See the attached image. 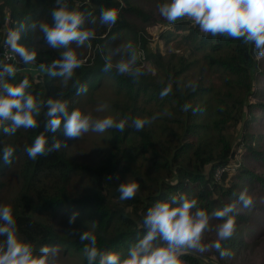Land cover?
Listing matches in <instances>:
<instances>
[{
	"label": "trees",
	"instance_id": "16d2710c",
	"mask_svg": "<svg viewBox=\"0 0 264 264\" xmlns=\"http://www.w3.org/2000/svg\"><path fill=\"white\" fill-rule=\"evenodd\" d=\"M170 2L161 0L159 4L162 6ZM61 5L78 11L83 17L82 30L93 34L83 44L74 41L68 46L79 51L80 47L91 41L94 47L92 58L87 57L80 62L81 66L74 69L68 79L50 74V71H60L59 67L53 68L52 65L62 60V54L67 49L49 46L40 29L41 24H52V12ZM107 9H113L118 14L114 24L102 23L100 19L101 11ZM127 16L145 22L153 14L135 5L132 0H59V3L57 0H0V44L7 38L3 28L7 25L11 33L19 34L17 45L34 54V60L43 67L38 75L14 72L12 76L5 74L0 80V93H3L4 83L19 84L27 79L29 87L26 93L32 95L40 105L36 128H19L14 133H6L4 129H11L12 122L0 121V203L2 190L8 184V177L5 176L10 170L13 174L18 173L19 188L10 206L17 237L30 245L33 255L39 256L40 249L45 246L55 249L56 254L71 248L83 252L84 262L88 264L85 247H90V242L82 241L79 236L59 234L51 221V218L60 215L67 217L76 206L98 219L97 229L90 234L96 236L98 251L101 254L117 252L121 260L128 257L130 248L146 234L143 219L147 209L155 202L169 199L175 194L183 193L196 198L198 206L207 209L210 214L225 204H235L237 225H243L249 219V213L244 210L264 213V201L254 195L246 194L252 200L249 207H244L239 201V195L245 188L243 186L254 188L264 196V173L257 169V166H264V139L254 142L256 134L264 130V97H256L253 100L257 101L252 102L248 99L253 93L254 96L264 95V83H259L256 90L252 89L254 73L257 72V51L254 46L243 39L206 34L199 25L189 23L185 18L180 19L170 24L174 30L187 28L184 39L194 47L189 51L190 59L198 57L190 60L171 54L163 58L162 54L153 53L157 74L146 77L138 73L131 79L112 68L104 71L110 59L109 47L117 42L129 25L136 26ZM75 54L78 59L84 57L81 53ZM192 68L198 69V72L191 71ZM193 72L199 76L194 82L180 80L181 74L189 76ZM211 72L218 73L220 84L217 86L215 82L205 81ZM106 85L117 87L119 91L127 90L133 100H138L142 94L143 103L148 100L150 105L146 115H142V120L147 123L140 131L135 129L133 121L138 119L136 110H141V107L137 105L125 111L130 124H126L121 132L122 148L113 164L114 169L122 164L129 166L133 179L141 186L131 200L122 201L119 198L118 186L124 182L123 177L119 180L115 174L110 176L101 167L76 163L61 148L38 156L36 160L30 159L25 151L41 133L47 137L48 147L65 136L63 121L55 133L45 132L49 119L48 99L65 102L70 114L81 98L91 96L93 91ZM165 88L170 91L162 95ZM119 106L121 108L123 103L119 102ZM231 128L236 129L241 138L236 143L227 137L226 130ZM8 146L13 147L14 151L10 162L5 163L3 150ZM237 146L243 149L242 161L235 170L221 173L222 182L213 180L215 170L233 160ZM141 169L150 182L142 176ZM79 172L92 177L96 190L73 198L66 193L65 182ZM113 179L115 181H111ZM109 182L113 185L112 189L106 187ZM152 182L154 187L149 189ZM105 190L110 191L106 193ZM213 192H218L221 199L214 198ZM219 223L216 219H210L209 230L202 240L207 250L202 253L218 264H264L263 261L248 262L264 258V248H256L258 240L253 238L255 235L241 236L235 231L231 238L221 242L222 250L229 253L221 257L211 247L217 239L216 226ZM5 239L0 237V243ZM155 243L161 241L157 239ZM243 252L249 258H243ZM181 259L188 264H212L189 252ZM49 260L53 264H61L52 255ZM95 264H99V256Z\"/></svg>",
	"mask_w": 264,
	"mask_h": 264
},
{
	"label": "clouds",
	"instance_id": "9594fccd",
	"mask_svg": "<svg viewBox=\"0 0 264 264\" xmlns=\"http://www.w3.org/2000/svg\"><path fill=\"white\" fill-rule=\"evenodd\" d=\"M59 3V0H57ZM160 13L169 23L180 19H190L199 25L202 32L212 36L224 35L232 39H243L245 43L254 45L255 50L264 55V0H171L160 8ZM118 14L113 9L102 10L100 19L102 23L114 24ZM52 24H41L40 29L52 48L68 49L63 52L62 60L54 62L52 67H59L60 71H50L53 76H63L68 79L73 70L80 67V61L75 52L68 48L72 42L83 44L93 34L82 30V15L67 5H61L52 12ZM12 51L19 54L25 63L35 59L34 54L24 47L18 46L19 34H10ZM135 63L133 55L130 63L118 64L117 71L124 74L130 71V64ZM111 63H106L104 71H110ZM15 69L11 65H3L0 79L5 74L12 76ZM29 82L24 79L19 84L4 83L3 93H0V121L10 120L11 129L5 128L6 133H14L19 128L33 129L37 127L36 117L40 112V105L36 99L26 93ZM170 89L165 88L162 95H167ZM47 120L45 132L55 133L61 128L68 139H78L89 130L104 133L115 128L123 132L127 121H115L106 116L93 121L91 116L85 115L81 110L74 109L69 114L65 102L59 99L47 100ZM186 110V108H185ZM146 120L137 119L133 125L140 131ZM61 143L56 141L48 147L47 137L44 133L37 135L25 151L30 159L36 160L38 156L48 152L57 151ZM66 146V145H65ZM13 147L3 150V160L10 162ZM139 184L134 179H128L118 186L120 200H131L139 190ZM239 201L244 207H249L252 200L241 192ZM235 204H225L214 210L211 214L207 209L199 207L198 201L188 194H175L169 199L159 200L149 207L144 215L143 227L146 234L133 245L128 257L121 260L119 253L108 252L101 254L96 246V236L85 232L80 239L90 242L85 247L88 264H95L99 256V264H183L181 257L189 250L204 252L207 246L202 243L204 234L209 230L210 219L220 223L216 226V241L211 247L220 253L221 257L229 253L222 250L221 242L232 237L236 226ZM75 214H73L74 219ZM0 236L5 241L0 243V264H53L49 256H55L56 250L45 246L40 249L39 256L33 255V250L27 243L21 242L16 234V222L10 205L0 206ZM72 222V219L69 221ZM159 239L161 243L155 242Z\"/></svg>",
	"mask_w": 264,
	"mask_h": 264
},
{
	"label": "rangeland",
	"instance_id": "374dc122",
	"mask_svg": "<svg viewBox=\"0 0 264 264\" xmlns=\"http://www.w3.org/2000/svg\"><path fill=\"white\" fill-rule=\"evenodd\" d=\"M160 1L161 0H132L135 5H140L145 10L152 12L153 16L150 20L145 22H140L135 17L127 16V19L134 21L136 23V26L129 25L122 32V35L117 39V42L109 47V63L112 64V69L116 72H118L116 67L118 64L130 63L133 55H135V63L130 64V71L121 74L124 77H130L131 79H133L135 78L134 75L138 73H141L146 77L150 75H156L157 65L155 64L153 53H160L163 55V58H166L171 54H176V56H184L186 59H190L189 51L194 49V47L187 39H184L183 34L188 31L187 28L174 30L173 26L160 13ZM187 20L190 21L189 23L195 24L190 19ZM133 30H136V32L134 33ZM171 31L173 32L172 35H168ZM5 32L7 34V38L10 39L11 32L9 31L8 26L5 29ZM90 43L91 41H88L87 45L80 47L79 51L75 47H70L69 49L73 50L75 53H81V55H83L84 57L79 58L78 60L82 62L86 60L87 57L92 58L93 54L91 52L93 51L92 48L94 47H92ZM195 57L198 56H194L190 60L195 59ZM256 59L257 72L255 71L254 73L252 86V89L255 90L256 87H258L259 83L262 85L264 83V77H262V69H264V55H261L257 52ZM176 60L177 59H175V61ZM194 63L198 64L197 61H194ZM42 71L43 67L39 66L35 70V73L38 75L42 73ZM191 71L198 72V69L194 70V68H192ZM194 72L192 74H189V76L184 73L181 74L180 80H183L185 83L194 82L199 77L197 73ZM109 81H111V79H109ZM205 81L207 83H209L210 81L215 82L216 86L220 84V79L217 72L208 73ZM253 94L251 97L250 95L248 97L249 101L251 102L257 101V99L253 100L256 97H264V95L257 94L254 96ZM131 95L132 94L125 89L119 91L117 87H114L112 85L102 86L100 89H96L95 91H93L91 96L81 98L76 105V109L81 110L85 115L91 116L93 121L103 119L106 116H110L115 121L119 122L120 120L127 121L125 111H130L138 105L141 107V110H136L137 118L143 119V116L146 115V111L150 109L149 101L147 100L145 101V103H143L142 94L138 96V100H133ZM119 102L123 103V106L121 108L119 106ZM122 114L125 115L123 116ZM228 121H232V119H229ZM129 124L130 123L127 121V125ZM239 124L235 125V128H237ZM226 133L227 137L231 139L232 143H236L241 140L236 129L231 128L230 130H226ZM263 139L264 130L263 132L256 134L254 142ZM60 143L62 145L61 151H63L72 161L76 163H81L82 165L89 167H101L106 170L105 172L110 176H113L115 174L119 178V180H122L124 178V182L128 179L134 178V176L131 174V171L129 170V166L125 164L117 166V168L114 169V161L116 160L122 148L121 132H119L115 128L108 129L104 133H97L89 130L88 133L83 134L78 139H68L64 136L60 140ZM236 151L237 154L228 164V169H226L225 171L230 172L235 170L240 161H242V147L237 146ZM257 169L264 173V166H257ZM215 172L213 174V180L222 182L221 176L223 173L219 174V176L217 177ZM141 174L147 181L148 176L143 171V169H141ZM5 177H8V184L2 190L3 195L1 198L2 201L0 203V206L10 205L11 199L14 197L19 188L18 173L13 174L10 170ZM111 181H115V179ZM227 181L229 180L227 179ZM65 185L66 193L73 198H79L83 195L93 193L96 190L94 180L89 174L84 172L75 174L69 182H65ZM112 186L113 185L110 184V182L106 185V187H110V189H112ZM153 187L154 182L151 183L149 189ZM243 187H245L243 188V192H246L247 195H254L258 199L264 201V196L261 195V192L256 191L254 188L248 189V186ZM49 188L53 190L52 187ZM140 190L141 186L139 187L138 191ZM109 191L105 190L106 193H109ZM212 196L217 199H221L222 197L218 192H213ZM244 212L249 213V219L247 220V223L243 225L236 224L235 232L241 236L253 237L255 235V237L253 238H256L258 240L256 248L263 249L264 213L260 212L259 210L251 212H249L248 210H244ZM73 214H75L74 219ZM70 219H72L71 223L69 222ZM51 221L56 226L57 232L59 234H63L65 236L74 235L76 237L79 236V238L85 232L89 234L95 232L99 225L97 218L92 217L91 214L84 213L82 210L77 208V206L75 208H72L67 217L60 215L51 218ZM0 223L3 222L0 221ZM256 253H258V250ZM201 254L206 255L204 253ZM241 255H244L243 258L245 259L249 258V255H245L244 252L241 253ZM54 257H56V261H59L61 264H85L83 252L71 248L67 251L57 252ZM210 258L213 259L212 257ZM182 261L183 264H188L183 259ZM252 261L264 262V258L260 260L252 259L248 262L251 263Z\"/></svg>",
	"mask_w": 264,
	"mask_h": 264
},
{
	"label": "built area",
	"instance_id": "2783aa9c",
	"mask_svg": "<svg viewBox=\"0 0 264 264\" xmlns=\"http://www.w3.org/2000/svg\"><path fill=\"white\" fill-rule=\"evenodd\" d=\"M3 28L5 30L7 25H4ZM3 65L13 66L15 72H29L33 75H37L35 70L39 66H42V64L36 62L35 60L25 63L19 54L12 51L11 40L9 38H6V40L0 44V69L3 68ZM226 169H228V165L218 168L215 172L216 176L218 177L219 174Z\"/></svg>",
	"mask_w": 264,
	"mask_h": 264
},
{
	"label": "water",
	"instance_id": "95a60500",
	"mask_svg": "<svg viewBox=\"0 0 264 264\" xmlns=\"http://www.w3.org/2000/svg\"><path fill=\"white\" fill-rule=\"evenodd\" d=\"M189 253H192V254H195V255H197V256H200V257H202L205 261H207V262H210V263H212V264H218V263H216L213 259H211L210 257H208V256H206V255H203V254H201V253H199V252H194V251H191V250H189L188 251Z\"/></svg>",
	"mask_w": 264,
	"mask_h": 264
},
{
	"label": "crops",
	"instance_id": "0c3cea01",
	"mask_svg": "<svg viewBox=\"0 0 264 264\" xmlns=\"http://www.w3.org/2000/svg\"><path fill=\"white\" fill-rule=\"evenodd\" d=\"M0 71H2V69H0ZM1 80V79H0Z\"/></svg>",
	"mask_w": 264,
	"mask_h": 264
}]
</instances>
